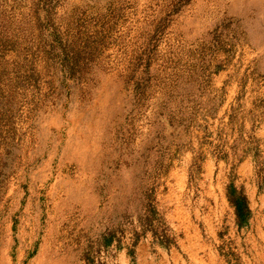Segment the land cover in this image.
Instances as JSON below:
<instances>
[{"label": "rangeland", "instance_id": "1", "mask_svg": "<svg viewBox=\"0 0 264 264\" xmlns=\"http://www.w3.org/2000/svg\"><path fill=\"white\" fill-rule=\"evenodd\" d=\"M248 173L264 0H0V264H264Z\"/></svg>", "mask_w": 264, "mask_h": 264}, {"label": "crops", "instance_id": "2", "mask_svg": "<svg viewBox=\"0 0 264 264\" xmlns=\"http://www.w3.org/2000/svg\"><path fill=\"white\" fill-rule=\"evenodd\" d=\"M253 162V160L251 158H249L246 161L242 162L241 163V166L243 164H247L248 166L251 165V163ZM250 167V166H249ZM243 183L246 184L247 186H250V191L247 192L244 191V194L245 197L244 198V201H245V204H244V209H240L241 211H245L246 215H245V220L244 221H241L240 219L237 218V215H236V207L233 205V203L230 202V204L233 206V209H234V214H235V223L241 225L242 227L244 225H247L252 216H253V212L254 210L260 212V213H264V187L261 189L260 187L256 186V185H259V183H257L252 174H249L246 176V178H241ZM249 183V184H248ZM250 183H253V186L250 185ZM255 208V209H254ZM260 222V221H258ZM262 223H257L255 224V226H261ZM146 260H145V254L142 252L141 254H139V263L141 264H146L144 263Z\"/></svg>", "mask_w": 264, "mask_h": 264}, {"label": "trees", "instance_id": "3", "mask_svg": "<svg viewBox=\"0 0 264 264\" xmlns=\"http://www.w3.org/2000/svg\"><path fill=\"white\" fill-rule=\"evenodd\" d=\"M244 202L243 197L241 196V198L239 199V203L236 201H231V203H233V205L236 207V215L237 218L240 219L241 221L245 220V215L246 213H243L240 209H241V204Z\"/></svg>", "mask_w": 264, "mask_h": 264}]
</instances>
